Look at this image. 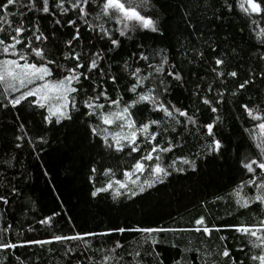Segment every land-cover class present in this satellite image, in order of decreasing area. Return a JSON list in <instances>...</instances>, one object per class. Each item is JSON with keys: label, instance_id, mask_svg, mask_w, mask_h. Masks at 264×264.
Wrapping results in <instances>:
<instances>
[{"label": "snow or ice", "instance_id": "6c2138e0", "mask_svg": "<svg viewBox=\"0 0 264 264\" xmlns=\"http://www.w3.org/2000/svg\"><path fill=\"white\" fill-rule=\"evenodd\" d=\"M0 89V109L43 110L42 124L79 122L110 157L127 150L133 162L123 179L112 167L90 168L91 197L108 194L114 203L134 202L174 174H197L224 161L222 112L232 105L252 122L244 131L255 152L240 154L238 146L241 178L211 203L234 206L229 216L255 208L261 217L218 225L200 215L192 227L123 224L85 232L75 231L69 219L73 234H57L61 213L54 211L14 226L8 208L22 194V174L6 175L15 167L10 155L0 159V264H166L157 250L164 244L179 250L171 264H264V0H0ZM181 90L190 103L174 102ZM138 106L156 118L138 121ZM38 143L43 151L49 140L41 135ZM28 144L35 152L31 138ZM189 145L195 151L183 153ZM174 152L180 154L165 163ZM97 173L104 177L100 186ZM34 224L51 234L25 236L37 231ZM225 230L237 234L233 247L245 260L230 250ZM126 233L139 234L135 246ZM168 233L176 240L184 233L201 238L195 248L192 239L182 247L168 241ZM28 247L40 251L26 258L15 252ZM189 252L193 261L186 259Z\"/></svg>", "mask_w": 264, "mask_h": 264}, {"label": "trees", "instance_id": "16d2710c", "mask_svg": "<svg viewBox=\"0 0 264 264\" xmlns=\"http://www.w3.org/2000/svg\"><path fill=\"white\" fill-rule=\"evenodd\" d=\"M186 95L182 90L176 92L174 102L179 99L184 104L190 103L185 98ZM247 95L245 93V96ZM130 96L131 94H126L125 99H129ZM41 111L43 110L33 113L27 106L19 110L0 109V159L14 155L15 167L10 168L6 175L12 177L22 174L18 185L22 194L16 199L14 206L8 208L10 214L7 220L14 226L17 221H23L25 225L33 223L34 220L51 215L54 211L61 213L54 221L57 234H73L69 219L73 222L75 231L85 232L103 231L111 226L123 224L146 227H192L193 221L200 215H204L209 224L218 225H234L241 220L252 223L253 217L257 220L261 218L255 208L240 210L229 216L227 213L234 212V206L223 202L211 203L216 195L224 196L241 178L237 160L238 146L240 154L255 152L248 134L244 131L245 128L252 127V122L247 121L240 111L234 110L232 105L225 106L222 112L226 119L221 130L228 138L226 141L228 152L224 161L207 164L197 174H174L164 184H158L142 196L134 198V202L124 200L119 203H114L108 194L98 198L91 197L90 168L93 165L98 168L101 165L112 167L116 171L115 178L123 179L122 173L129 170L133 162L128 157L127 150L123 154H114L110 157L105 153L102 142L99 146L96 145L98 137L85 136L81 123L65 122V126L57 125L53 128L51 125L41 123L39 114ZM150 115L156 118L144 106H138L134 110V116L138 121ZM208 115L206 112L204 118L206 119ZM238 116L241 118L237 119ZM21 124L24 125L23 130L19 127ZM24 132H27L28 136L16 141L15 137L23 136ZM41 135H45L49 140L47 145H43V151H40L41 145L38 143V137ZM29 138L36 146L35 152L28 144ZM15 143H20L21 148L15 149ZM190 150L195 151V148L189 145L182 152L187 153ZM176 154L180 152L166 154L164 162H170L172 156ZM24 176L28 177L27 183L23 182ZM103 180L104 177L97 173L96 185L100 186ZM2 207L4 206L0 205V208ZM34 227L37 231L25 233V236L42 239L51 234L38 224H34ZM221 234L229 237L228 245L233 254L238 259L245 260L244 254L235 252L233 247L237 234L229 230ZM181 237L180 240H176L174 234H166L168 241H175L182 247L188 239H192L193 243L190 246L195 248L201 238L195 233H184ZM139 238L137 233L125 234L126 242L132 246H135ZM157 250L162 251L166 257V264H171L173 258L178 259L180 256L178 249L170 248L167 244L158 246ZM39 251L35 247L15 250L22 258L30 257L33 252ZM8 255L11 256L10 253ZM185 256L187 260L193 261L195 253L189 252ZM4 257L5 254L0 253V259ZM12 264L15 262L12 261ZM147 264H151L150 259L147 260Z\"/></svg>", "mask_w": 264, "mask_h": 264}]
</instances>
